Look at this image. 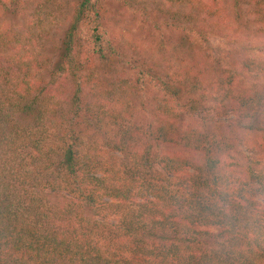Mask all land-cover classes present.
<instances>
[{"label":"trees","instance_id":"obj_1","mask_svg":"<svg viewBox=\"0 0 264 264\" xmlns=\"http://www.w3.org/2000/svg\"><path fill=\"white\" fill-rule=\"evenodd\" d=\"M170 1L204 14L139 12L191 56L171 76L118 41L109 0L67 1L52 58L0 34V264H264V53L246 87L210 70L219 1ZM239 3L258 39L264 0Z\"/></svg>","mask_w":264,"mask_h":264},{"label":"rangeland","instance_id":"obj_2","mask_svg":"<svg viewBox=\"0 0 264 264\" xmlns=\"http://www.w3.org/2000/svg\"><path fill=\"white\" fill-rule=\"evenodd\" d=\"M37 1L0 0V34L8 33L9 39L30 38L29 41H24V51L33 53L43 60L54 56L63 37L68 21V0H54V4L49 6V11L44 13L39 11L41 23L37 21L39 18L35 19L37 17L32 16L33 11H36ZM218 1L226 23L217 27L213 33L215 39H209L211 49L204 62L214 72L233 66L236 68L240 84L246 87L254 80L248 72L243 71L241 63L245 57L263 58L264 34L258 39L255 38L260 34L256 33V27L251 23V16L247 15L245 6H242L239 0ZM109 2L113 4L111 32L120 43H128L129 49L138 53L136 56L144 58L147 64H155L161 73L169 75L189 63L191 56L187 55L185 49L174 48V45L171 42V45L168 44L165 38H158L162 33L166 34V28L163 29L158 25V32L154 29L149 30L152 35L151 32L147 33L151 21L142 22L139 12L143 11L149 19L156 22L164 19L166 23L174 24L178 20L176 24L186 28L188 24L190 27L198 25L199 15L203 14L194 6L189 8L186 1L172 3L170 0H109ZM129 53L133 52L129 51ZM216 59L217 61H214ZM226 131L233 132L236 137L242 135L239 131L234 132V128L231 127L226 128Z\"/></svg>","mask_w":264,"mask_h":264}]
</instances>
